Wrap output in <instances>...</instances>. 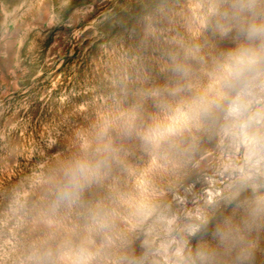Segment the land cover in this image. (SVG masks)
<instances>
[{
  "label": "rangeland",
  "instance_id": "1",
  "mask_svg": "<svg viewBox=\"0 0 264 264\" xmlns=\"http://www.w3.org/2000/svg\"><path fill=\"white\" fill-rule=\"evenodd\" d=\"M264 0H0V264H264Z\"/></svg>",
  "mask_w": 264,
  "mask_h": 264
},
{
  "label": "clouds",
  "instance_id": "2",
  "mask_svg": "<svg viewBox=\"0 0 264 264\" xmlns=\"http://www.w3.org/2000/svg\"><path fill=\"white\" fill-rule=\"evenodd\" d=\"M264 33V27H256L253 26L250 30V35H256V34H261Z\"/></svg>",
  "mask_w": 264,
  "mask_h": 264
}]
</instances>
